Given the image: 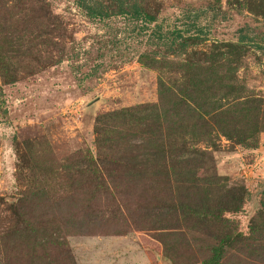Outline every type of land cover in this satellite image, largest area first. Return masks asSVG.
Instances as JSON below:
<instances>
[{"label":"rangeland","instance_id":"obj_1","mask_svg":"<svg viewBox=\"0 0 264 264\" xmlns=\"http://www.w3.org/2000/svg\"><path fill=\"white\" fill-rule=\"evenodd\" d=\"M139 1L156 17L148 29L127 16L89 19L74 0H0V62L16 78L7 83L0 70V264H173L161 240L179 264H201L212 256L228 229L199 226L192 218L177 223L160 209L163 202L155 207L176 187L191 192L195 207L204 199L188 190L196 183L119 180L122 195L99 194L94 202L95 226L82 231L64 219L69 197L85 182L71 178L83 167L73 157L87 150L96 154L99 120L159 103L160 82H182L178 68L189 57L196 75L209 67L202 56L218 54L213 69L232 90L228 101L244 122L245 143L220 137L205 171L217 180L200 186L210 188L214 209L245 203L237 216L227 215L245 235L252 222L264 228V0ZM191 24L205 30L203 43L182 56L158 47L157 59L165 53L168 58L164 69L139 63L140 55L153 52L149 36L155 25L165 33ZM113 121V132L116 126L129 128L121 125L126 120ZM129 138L113 142L112 151L129 156ZM39 188L49 206L28 217L49 221L37 232L14 210L20 198ZM89 193H77L82 206ZM241 248L248 256L243 244L228 255L240 257Z\"/></svg>","mask_w":264,"mask_h":264},{"label":"trees","instance_id":"obj_2","mask_svg":"<svg viewBox=\"0 0 264 264\" xmlns=\"http://www.w3.org/2000/svg\"><path fill=\"white\" fill-rule=\"evenodd\" d=\"M74 2L77 8L84 11L92 20L105 21L113 16H127L135 22H140L142 29H148L156 23V17L148 13L143 8L142 1L139 0H108L109 3L112 2V5H106L107 2L104 4L102 0H74ZM204 34L205 30L195 24H191L184 30L174 29L165 33L159 25H155V29L149 36L153 52L140 55L138 61L148 69L167 68L168 58L165 57L167 52L178 56L186 55L190 47L205 41ZM160 46L166 49V53L161 60H158ZM202 61L204 65L209 64L203 73L194 75L195 64L189 57L178 68L181 71L182 82H172L173 87H167L161 81L159 103L126 108L119 113L104 115L99 120L100 124L103 123V127L97 128L96 154L87 150L73 157L83 167L76 173H72L71 178L78 182L82 180L85 182L81 188L73 190V195L69 197L72 203L66 205L65 225L82 231L95 226V221L91 219L95 213L94 202L99 194L122 195L120 192L122 188L116 183L119 180L125 182L124 179L133 181L137 178L141 181L155 177L166 182L182 184L191 182L196 185L188 190L195 189L198 191V196H204V199L202 197L195 207L190 198L191 192L182 193L180 187H176L174 194H168L163 200H158L155 207L163 202L160 209L164 213L170 212L177 223L192 218L199 226L222 225L228 229L218 238L217 245L211 249L212 256L203 259L201 264H264V243H262L264 228L252 222L249 228L250 233L245 235L236 226L237 221L227 216H237L244 210L245 203L230 201L226 202L228 205L214 209L210 206L212 200L210 188L200 186L201 183L217 180V177L213 175L205 177V171L209 153L211 149L217 148L220 137H225L237 144L245 143V138L242 137L244 122L239 115L241 111L238 112L228 101L232 90L223 83V78H218L219 71L213 69L216 66L213 62L219 61L218 54L202 56ZM6 69V64L1 61L2 78L7 83L15 82V75L4 72ZM222 99L227 101L222 103ZM118 119L126 120L128 123L121 125L122 127L129 125V128L123 131L121 127L116 126L117 130L116 127L112 129L115 132L109 130L110 125H115L113 120ZM126 134L130 137L128 145L132 147L129 156L112 151L111 148L113 142L116 144L122 141ZM22 177L20 176V181H23ZM82 189L90 190L87 198L83 200L85 201L83 206L79 203L80 198L77 194ZM26 195L17 201L14 213L16 216H21L32 230L38 232L49 220L37 223L39 216L28 217V215L42 209L43 205L48 207V199H45L48 196L40 188ZM181 197L186 199L182 200ZM32 218L34 222H28V219ZM2 242L0 241V246ZM161 243L165 256L173 264H179L178 255L171 253L166 242L161 240ZM241 244L245 248L249 247L247 248L248 256L244 248L239 250L240 257L228 255L230 254L228 249H234Z\"/></svg>","mask_w":264,"mask_h":264}]
</instances>
